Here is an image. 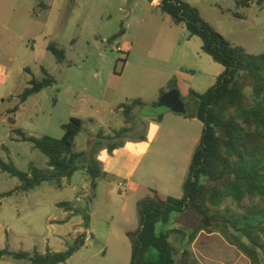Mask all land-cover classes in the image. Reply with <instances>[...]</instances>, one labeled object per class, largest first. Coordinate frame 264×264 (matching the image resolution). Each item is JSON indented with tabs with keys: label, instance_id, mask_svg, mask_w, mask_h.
Returning <instances> with one entry per match:
<instances>
[{
	"label": "rangeland",
	"instance_id": "rangeland-1",
	"mask_svg": "<svg viewBox=\"0 0 264 264\" xmlns=\"http://www.w3.org/2000/svg\"><path fill=\"white\" fill-rule=\"evenodd\" d=\"M184 1L198 8L232 44L250 54H264V0H249L250 7L239 5L242 0ZM151 2L0 0V17L7 25L0 28V68L5 71L0 76L1 159L11 160L22 172L30 165L46 168L47 157L15 130L28 137L61 139L62 126L73 117L85 121V129L76 140L77 152L94 154L100 130L104 135H114L130 128L120 140L133 143L143 136L149 141L134 188L98 179L93 197L86 163L70 183L62 180V188L47 181L28 192L0 198V250L31 254L67 250L75 242L77 227L67 228L53 220L63 217L61 203L72 202L77 212L91 216L96 233L86 229L87 244L64 264H131L128 239L110 237V228L119 235L128 231L132 243V235L140 228V219L131 221L129 215L136 202L161 204L168 197L181 198L175 196L183 194L194 154L190 152L198 148L204 128L193 117L198 103L190 91L205 93L224 67L203 52L202 40L190 37L185 23L176 24ZM235 12L244 18L234 17ZM52 43L65 51L63 63L48 50ZM43 69L55 83L29 97L16 114H11L28 82L45 77ZM172 79L177 82L186 114L168 112L162 122L155 121L147 111L160 101L162 89ZM240 79L249 106L253 80L245 72L240 73ZM134 101L142 105L128 124L121 107ZM12 117L15 124L10 122ZM106 144L95 155L100 162L108 155ZM19 185L18 178L0 168V193ZM227 205L236 207L229 201L222 206L223 211ZM218 224L210 227L191 209L172 214L168 223L157 225V232L178 231L169 236L178 252V264H245L236 256L241 254L220 238L207 237V230L198 231L192 239L200 226L213 228ZM214 232L219 233V229ZM115 247L120 248L118 252ZM0 264L30 262L5 256Z\"/></svg>",
	"mask_w": 264,
	"mask_h": 264
},
{
	"label": "trees",
	"instance_id": "trees-1",
	"mask_svg": "<svg viewBox=\"0 0 264 264\" xmlns=\"http://www.w3.org/2000/svg\"><path fill=\"white\" fill-rule=\"evenodd\" d=\"M239 5L250 7V2L242 0ZM157 8L176 24L185 23L190 37L200 38L203 52L223 66L224 71L205 93L190 91L198 103L193 117L201 121L204 128L183 185V196L168 197L161 204L139 202L140 228L137 235H132L131 264H178V252L169 241V236L178 231L171 229L166 233H158L157 225L168 223L172 214L186 213L191 209L207 221H226L213 228L200 226L192 239L200 230L211 233L219 229L226 242L242 252L251 264H264V54H250L244 48L232 44L202 17L198 8L184 0H161ZM233 16L244 18L237 12ZM48 50L56 56L58 63L65 61V51L55 44H50ZM42 71L45 77L42 80L33 78L28 82L19 95V103L11 109V114H16L20 104L29 97L55 83V79L45 69ZM243 72L253 80L249 106L245 103L246 96L240 79V73ZM177 87L176 80L172 79L167 88L162 89V96ZM141 105V101L122 105L128 124L133 122V113ZM162 117L159 115L154 119L159 121ZM10 122L15 124V118L12 117ZM84 126L83 119L71 118L62 126L64 135L61 139L50 136L28 137L16 129L15 132L21 135L23 141L31 142L47 157V167L40 169L30 165L28 171L22 172L11 160L5 162L0 158V168L20 181L14 190L0 193V198L15 192H28L47 181H53L57 188H62V180L70 181L86 163L85 171L91 178L95 197L97 180L107 176L95 155L104 147V142H107L110 155L123 147L125 142L120 139L132 129L124 128L114 135H104L100 130L97 149L94 154L88 155L83 151H75L76 140L84 131ZM229 201L236 207L227 205L223 211L222 206ZM68 204L61 203L59 206ZM89 221V216L84 215L86 229L89 228ZM85 240L83 233L72 246L60 252L47 250L45 253L31 254L0 250V259L10 256L17 260H28L30 264H64L85 245Z\"/></svg>",
	"mask_w": 264,
	"mask_h": 264
},
{
	"label": "crops",
	"instance_id": "crops-1",
	"mask_svg": "<svg viewBox=\"0 0 264 264\" xmlns=\"http://www.w3.org/2000/svg\"><path fill=\"white\" fill-rule=\"evenodd\" d=\"M160 3H161V0H153L151 2V4L156 7H158ZM43 5L45 7H48L45 4ZM4 27H7V25L4 21L2 22V19L0 17V28L3 29ZM128 50H129V47L125 46V51H128ZM151 117L154 119V117H157V116H151ZM163 120H164V114H163L162 119L159 120L158 122L160 121L162 122ZM148 142H149L148 140L143 139V136H141L137 141L133 143L125 142L124 146L116 149L113 152V154L110 155L108 153L107 157L101 161L102 169L106 173L107 176L105 178H100V179L107 180L109 183L118 182L119 183L118 185L119 186L123 185L122 187L124 188L129 187V186H132L134 188L135 187L134 177L144 157L147 155V151L149 148ZM193 151L190 152V155L191 153H194ZM192 155H191V158H192ZM63 180L68 183L71 182V180L70 181H68L67 179H63ZM87 184L86 186H88ZM182 196L183 194L181 196L177 195L175 197H182ZM77 200L80 201V198H77ZM124 202L125 200H123V203ZM68 203H69L68 206L67 205L60 206L61 208H65L63 217L58 220H53V221L60 222L62 223V226L67 227V228H70L71 226L73 227L75 225L77 229L74 230V234L76 235L75 238H77L79 235L86 233V228L84 226V215L85 214L84 213L82 214L79 210H78L79 212H77L78 208L75 205H73L72 202H68ZM138 204L139 202H136L134 204L135 207L129 211L130 218L132 219L131 221H134L135 219H140ZM122 206L124 207V204ZM89 217H90L89 228L87 230L91 231V233H93L94 235L96 233V229L91 224L90 215ZM108 234L110 235V237L118 238L120 236V238L128 239V242L126 243V245L128 247H131V251H132V243L129 240L130 238H129L128 231H124L121 235H119L118 233L115 232L114 228L111 227ZM200 235L201 234H199V236ZM206 236L220 238L223 242H225L228 245L229 248H233L234 250H236L237 252L236 254H241L240 256L236 255L237 257H239V259L242 258V260H245V264H251L250 260L245 255H243L242 252H240L234 246H231L230 244H228L226 240L222 237V235H220L219 233L211 232L207 234ZM87 241H88V237L85 240V245L87 244ZM115 248H116V252H118L120 249L119 247H115Z\"/></svg>",
	"mask_w": 264,
	"mask_h": 264
},
{
	"label": "water",
	"instance_id": "water-1",
	"mask_svg": "<svg viewBox=\"0 0 264 264\" xmlns=\"http://www.w3.org/2000/svg\"><path fill=\"white\" fill-rule=\"evenodd\" d=\"M167 112H172L175 114L185 115L186 109L185 104L181 99L180 91L175 88L167 92L162 96L160 101L156 103L147 114L150 116H159ZM226 222L223 219H213L208 221L209 226H213L215 223Z\"/></svg>",
	"mask_w": 264,
	"mask_h": 264
},
{
	"label": "built area",
	"instance_id": "built-area-1",
	"mask_svg": "<svg viewBox=\"0 0 264 264\" xmlns=\"http://www.w3.org/2000/svg\"><path fill=\"white\" fill-rule=\"evenodd\" d=\"M4 73H5V71L0 68V76L5 75Z\"/></svg>",
	"mask_w": 264,
	"mask_h": 264
}]
</instances>
